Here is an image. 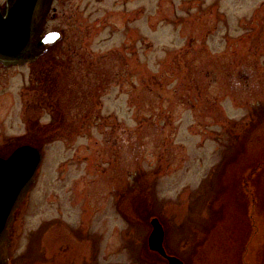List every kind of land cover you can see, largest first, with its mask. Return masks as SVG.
<instances>
[{"label":"rangeland","instance_id":"rangeland-1","mask_svg":"<svg viewBox=\"0 0 264 264\" xmlns=\"http://www.w3.org/2000/svg\"><path fill=\"white\" fill-rule=\"evenodd\" d=\"M55 6L64 39L0 66V155L44 153L11 263L168 264L154 216L186 264L264 263V0Z\"/></svg>","mask_w":264,"mask_h":264},{"label":"water","instance_id":"water-1","mask_svg":"<svg viewBox=\"0 0 264 264\" xmlns=\"http://www.w3.org/2000/svg\"><path fill=\"white\" fill-rule=\"evenodd\" d=\"M54 0H7L0 5V62L5 65L34 62L62 39L59 30L45 32ZM43 152L24 144L8 157L0 156V264H11V232L16 212L37 180ZM149 248L167 259L168 264H185L165 247V227L160 218L151 219Z\"/></svg>","mask_w":264,"mask_h":264},{"label":"flooded vegetation","instance_id":"flooded-vegetation-1","mask_svg":"<svg viewBox=\"0 0 264 264\" xmlns=\"http://www.w3.org/2000/svg\"><path fill=\"white\" fill-rule=\"evenodd\" d=\"M6 1L7 0H0V5L1 6H5V4H6ZM56 1L57 0H54V3H53V8H54V10L53 11H51V13H50V15H49V17H48V22H47V25H46V31H50V30H54V29H58V28H52L50 25H49V18H50V16H51V14H55L56 15V11H57V7L55 6V3H56ZM64 39V33H63V38H62V40ZM61 40V41H62ZM61 41H59V42H61ZM0 66H6V67H9V66H14V65H5V64H3V63H0Z\"/></svg>","mask_w":264,"mask_h":264},{"label":"trees","instance_id":"trees-1","mask_svg":"<svg viewBox=\"0 0 264 264\" xmlns=\"http://www.w3.org/2000/svg\"><path fill=\"white\" fill-rule=\"evenodd\" d=\"M33 127H35V125L37 124V122L36 123H34L33 122ZM37 127H35V129H36ZM34 143V142H33ZM37 144V143H36ZM38 145V144H37ZM39 146V145H38ZM40 147V146H39ZM264 164V160L262 161V162H260L258 165H257V167L255 168V171H254V173H256L258 170H260L261 168H262V165ZM147 250H148V252L149 253H151V254H153V255H155L157 258H159L160 260H166L164 257H162L161 255H159L158 253H156V252H153V251H151L149 248H147ZM170 252V251H169ZM170 253H172V252H170ZM260 264H264V263H260Z\"/></svg>","mask_w":264,"mask_h":264}]
</instances>
